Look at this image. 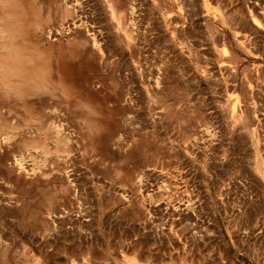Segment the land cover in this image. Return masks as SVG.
I'll return each instance as SVG.
<instances>
[{
  "label": "rangeland",
  "instance_id": "obj_1",
  "mask_svg": "<svg viewBox=\"0 0 264 264\" xmlns=\"http://www.w3.org/2000/svg\"><path fill=\"white\" fill-rule=\"evenodd\" d=\"M221 2L0 0V264H264V32Z\"/></svg>",
  "mask_w": 264,
  "mask_h": 264
},
{
  "label": "crops",
  "instance_id": "obj_2",
  "mask_svg": "<svg viewBox=\"0 0 264 264\" xmlns=\"http://www.w3.org/2000/svg\"><path fill=\"white\" fill-rule=\"evenodd\" d=\"M200 1L202 2V6L208 9L207 7H209L210 5L209 3L211 0H200ZM220 1L224 2L227 6H230L232 8L230 11H224L223 8L224 4L222 2L219 3L216 9L219 11L220 18L223 20L222 12L225 13L229 18V21L234 24L233 28H230L234 33L238 32L239 34H243L250 37V39H247L249 41H247L248 43L246 44V47L251 48V50H254V48L255 49L258 48V38L260 37L259 29H261V31L264 32V23L259 18L258 14L261 12L264 14V6L262 5L261 12H259L254 7L253 4L254 1L251 2V0H220ZM247 2H249L250 5L253 6V8H248ZM261 3H264V0H262ZM232 18L235 19V22H232ZM223 22L225 23L224 20Z\"/></svg>",
  "mask_w": 264,
  "mask_h": 264
},
{
  "label": "bare ground",
  "instance_id": "obj_3",
  "mask_svg": "<svg viewBox=\"0 0 264 264\" xmlns=\"http://www.w3.org/2000/svg\"><path fill=\"white\" fill-rule=\"evenodd\" d=\"M62 1V0H61ZM64 1V0H63ZM73 1V0H72ZM103 2V1H102ZM64 5H66V3L64 4ZM63 5V6H64ZM77 5V4H76ZM67 6V5H66ZM107 6V5H106ZM72 8V7H71ZM77 9V8H76ZM79 20V19H78ZM81 20V19H80ZM82 22V21H81ZM83 25V24H82ZM7 27H8V29L6 28V27H2V32L1 33H4V32H9V30H11V29H9V25H6ZM67 26H72V28H74V29H80V24H79V21H77V20H70L69 22H67ZM11 28H16L17 27V23L16 22H14L11 26H10ZM86 30V29H85ZM89 30V29H88ZM12 31V30H11ZM14 31V30H13ZM85 32V36H86V39H88L92 44H93V46H96L95 45V41H94V39L92 38V36H90V34L88 33L89 31H84ZM92 35V34H91ZM1 36L2 37H4V35L3 34H1ZM0 36V37H1ZM54 36V35H53ZM84 36V37H85ZM50 38H52V37H50ZM4 45H5V47H10L12 44H11V42L10 41H7L6 43H4ZM17 48V47H16ZM17 50H18V48H17ZM19 53V52H18ZM15 58V57H14ZM22 62V61H21ZM7 63V62H6ZM32 65V64H31ZM10 66H12V65H10ZM12 67H15V68H13V69H16V66H12ZM12 69V70H13ZM24 69V68H23ZM23 71H26V74H28V70L27 69H24ZM22 71V72H23ZM37 74V73H36ZM36 74H33V76L34 77H36V76H38V75H36ZM44 75V74H43ZM42 75V76H43ZM32 81V80H31ZM33 87H35V85L38 87V85H37V83L35 84V82L33 81ZM31 84V83H30ZM40 85V84H39ZM32 86V85H31ZM34 89V88H33ZM173 211V210H172ZM180 211V210H179ZM174 212H175V210H174ZM178 212V211H177Z\"/></svg>",
  "mask_w": 264,
  "mask_h": 264
}]
</instances>
